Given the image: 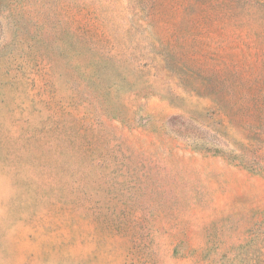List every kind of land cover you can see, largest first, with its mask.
Wrapping results in <instances>:
<instances>
[{
	"label": "rangeland",
	"instance_id": "rangeland-1",
	"mask_svg": "<svg viewBox=\"0 0 264 264\" xmlns=\"http://www.w3.org/2000/svg\"><path fill=\"white\" fill-rule=\"evenodd\" d=\"M0 264H264V0H0Z\"/></svg>",
	"mask_w": 264,
	"mask_h": 264
}]
</instances>
